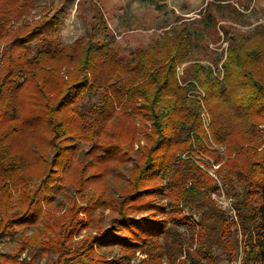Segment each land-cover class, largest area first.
<instances>
[{"label": "trees", "instance_id": "obj_1", "mask_svg": "<svg viewBox=\"0 0 264 264\" xmlns=\"http://www.w3.org/2000/svg\"><path fill=\"white\" fill-rule=\"evenodd\" d=\"M33 7V0H0V42L8 41L0 66V245L18 228L41 223L43 217L52 236L22 238L14 253H0V264H39L37 257L47 258L44 264H129L137 252L146 255L143 264H161L160 238L168 234L170 217H164L167 209L155 199L166 193L173 201L171 213L180 221L189 224L181 206L201 213L196 224L200 248L191 252L192 264L232 261L237 220L244 239L241 264H264V139L256 129L264 122V25L252 36L230 39L221 79L212 66L196 62L180 80L177 69L193 53L191 38L184 33L165 34L130 52L128 60L120 59L106 39L44 48L29 60L26 45L54 37L61 25L53 15L9 27ZM20 71L27 76L17 85ZM197 87L204 91L203 99L191 93ZM86 93L99 100L82 112L79 103ZM203 104L211 119L209 132L203 127ZM41 125L50 136L38 130ZM31 128L29 139L39 137L41 144L23 154L7 139L13 133L23 137ZM139 133L145 134L146 144L135 156ZM73 141L91 143L84 162L74 160ZM213 144L223 145L228 156L222 165L224 186L237 176L243 186L231 219L211 198L217 182L191 157L201 150L222 161L211 151ZM32 158L40 170L33 176L27 174V159ZM129 162L134 163L127 184L114 197L106 179ZM88 171L93 173L86 176ZM55 178L79 193L91 186L97 195L85 209L73 201L60 215L43 205L49 200L43 196L47 184ZM36 179L41 180L30 185ZM97 209L111 210L108 229L92 226ZM83 210L85 216L80 215ZM142 213L147 216L136 217ZM87 227L101 230L75 245L79 228ZM35 245L40 247L28 262L19 259ZM109 246L125 253L127 262L99 255L97 247Z\"/></svg>", "mask_w": 264, "mask_h": 264}, {"label": "rangeland", "instance_id": "obj_2", "mask_svg": "<svg viewBox=\"0 0 264 264\" xmlns=\"http://www.w3.org/2000/svg\"><path fill=\"white\" fill-rule=\"evenodd\" d=\"M34 7L20 19H13L9 27L19 28L26 23H33L41 19L50 18L53 15L61 19V25L54 37L41 38L26 45L28 59H35L42 49L53 51L57 48H63L73 45L79 39L86 41L93 40L103 43L106 40L113 42L120 59L128 60L130 52L136 49H144L154 44L165 34L184 33L191 38L193 53L188 61L179 66L177 69L178 77L183 79L187 67L196 62L212 66L214 72L221 79L223 76L222 64L227 57V51L230 39L238 36H252L254 30L264 25V0H166L164 2H144L141 0H33ZM8 41L0 42V66L4 64L6 45ZM15 81L17 85L25 82L27 71L18 72ZM194 96L204 98V91L197 87L191 92ZM23 95V94H22ZM21 95V96H22ZM20 97V96H19ZM28 100V99H27ZM99 98L93 94L86 93L79 107L82 112H88ZM25 101V100H24ZM26 103V101H25ZM27 104V103H26ZM206 105L203 104L202 122L206 132H209L211 119ZM30 107V106H29ZM17 110V109H16ZM13 111V110H12ZM28 117V115H26ZM257 125L256 129L264 139V122ZM45 126V125H44ZM41 125L38 130L42 134L50 136L49 128ZM20 127V126H19ZM30 130L23 137L13 133L8 137V142L14 148H22L23 154L27 153L28 148L34 149L36 142L41 144V139L34 137L29 139ZM211 136V135H210ZM140 140L134 145L133 154L138 155L140 148L146 144L145 134L139 133ZM67 145V142H63ZM77 144L75 149L74 160L83 161L91 143L84 144L73 141ZM208 147V144L206 143ZM214 152L218 153V158L222 161L216 162L215 155L197 150L191 154V157L197 162L200 168L216 181V188L211 192V198L219 208L225 210L228 219L236 215L234 202L243 191L240 176L234 178L232 185L224 186L223 174L226 172L222 165L227 160L225 148L221 144L214 145ZM208 149H211L208 148ZM47 156L52 158L53 150L49 149ZM186 157V154L182 155ZM224 158V159H223ZM88 158H86V161ZM225 160V161H224ZM28 175L39 174V166L35 158L27 159ZM134 162L126 163L121 169H114L112 174L106 179L107 190L110 195L118 197L120 191L127 184L129 179V170ZM83 165V164H82ZM93 172L88 171L86 176ZM41 179H36L30 185H37ZM163 187L168 188L166 180L162 183ZM97 192L91 186L85 191L79 193L75 186L64 183L63 180L54 179L47 184V189L43 196L45 200L44 207L55 210L58 214H64L67 208L75 201L78 206L86 208L87 204L95 198ZM51 198V199H50ZM157 204H162L167 209L164 216L169 218L168 234L160 238L163 244V260L161 264H192L193 257L191 252L200 248L196 236L198 228L196 227L200 220L201 213L189 207H180V213L186 218L189 224L180 221L171 212L173 201L166 194H161L155 199ZM232 211L229 210V208ZM81 211L80 215L85 216ZM45 213V212H44ZM147 213L138 214L136 217H146ZM41 223L18 228L9 237L5 238L0 245V253H14L19 246L22 238L35 237L45 240L46 237L52 236L46 227L45 217ZM113 214L110 209H97L92 226L102 225V229H108L111 225ZM237 220V225L233 226L231 239L235 246V255L232 260L245 254L244 239ZM237 228V229H236ZM239 229V230H238ZM101 229L87 227L80 229L74 237L73 243L78 245L87 235H94ZM238 230V231H237ZM237 231V232H236ZM99 246V245H98ZM40 245H35L27 249L21 256L20 260L28 262L32 255L38 250ZM98 253L105 256L108 260H121L127 262L125 253L117 247H97ZM219 253V251H218ZM146 255L137 252L129 261V264H143ZM47 258L37 257L39 264L46 263ZM231 261V260H230ZM225 260L223 264H228ZM205 261H201V264Z\"/></svg>", "mask_w": 264, "mask_h": 264}, {"label": "built area", "instance_id": "obj_3", "mask_svg": "<svg viewBox=\"0 0 264 264\" xmlns=\"http://www.w3.org/2000/svg\"><path fill=\"white\" fill-rule=\"evenodd\" d=\"M229 210L232 211V207H231V209L229 208ZM241 262H242V256L238 257L236 260H232V261L228 262V264H241Z\"/></svg>", "mask_w": 264, "mask_h": 264}]
</instances>
